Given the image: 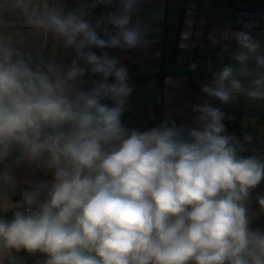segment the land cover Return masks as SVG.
Segmentation results:
<instances>
[{
  "label": "clouds",
  "instance_id": "clouds-1",
  "mask_svg": "<svg viewBox=\"0 0 264 264\" xmlns=\"http://www.w3.org/2000/svg\"><path fill=\"white\" fill-rule=\"evenodd\" d=\"M138 2L119 0L93 25L55 0H12L22 26L54 42L47 57L0 14V264H15L21 250L44 254L45 264H264V229L252 227L248 207L264 160L242 155L225 112L204 102L192 106L191 126L123 121L134 88L107 50L147 45L129 26ZM232 38L240 67L221 68L201 91L223 105L264 100V50L247 32ZM57 47L71 50L69 63ZM10 159L46 169L51 182L13 201ZM257 204L264 213V195Z\"/></svg>",
  "mask_w": 264,
  "mask_h": 264
},
{
  "label": "crops",
  "instance_id": "crops-1",
  "mask_svg": "<svg viewBox=\"0 0 264 264\" xmlns=\"http://www.w3.org/2000/svg\"><path fill=\"white\" fill-rule=\"evenodd\" d=\"M65 11L83 10L85 19L95 25L97 20L110 12L119 10V0L101 3L97 0H55ZM139 11L133 14L130 27H139L144 33L147 45L134 49H111L110 55L117 57L129 71V85L134 88L128 99V110L123 121L129 128L150 129L154 119L175 120L177 125L191 126L192 106L210 103L220 107L226 116L223 122L236 121L253 132L251 142L244 146L243 156L255 155L264 160V100H250L238 96L235 102L223 105L215 98L207 97L201 87L209 83L213 73L225 66L240 67L234 59L243 51L232 33L243 31L251 35L264 50V0H139ZM242 9L261 12L258 28H234L232 17ZM0 14L14 22L15 29L23 32L26 46L33 55L53 54V41L24 28L12 0H6ZM114 31L111 25H106ZM227 33V38L224 34ZM99 51V50H97ZM71 50L64 52L57 47L56 56L69 63L73 58ZM195 64L193 70L191 65ZM250 67L254 64L250 61ZM86 80L101 79L86 76ZM111 79V78H110ZM247 83V81H242ZM87 86V85H86ZM110 103V102H108ZM17 181L12 200L20 202L22 192L35 187L40 182H51L52 175L46 169L28 165H16L10 159ZM264 195V181L253 189L248 207L250 215L264 214L260 211L257 198ZM10 210L7 219L12 218ZM264 229V226H262ZM15 264H45L46 256L39 252L29 254L23 250L16 253ZM5 264H8L6 261Z\"/></svg>",
  "mask_w": 264,
  "mask_h": 264
},
{
  "label": "built area",
  "instance_id": "built-area-1",
  "mask_svg": "<svg viewBox=\"0 0 264 264\" xmlns=\"http://www.w3.org/2000/svg\"><path fill=\"white\" fill-rule=\"evenodd\" d=\"M260 16L261 12L257 10L242 9L232 17V25L234 28H258L260 25ZM161 120L154 119L150 122L149 127L157 126ZM126 124V122H124ZM226 125V131L228 134L233 135L237 140L241 142L243 147L246 145L244 141V136L250 135L253 136V132L247 128L241 126L240 123L230 120L223 122Z\"/></svg>",
  "mask_w": 264,
  "mask_h": 264
},
{
  "label": "trees",
  "instance_id": "trees-1",
  "mask_svg": "<svg viewBox=\"0 0 264 264\" xmlns=\"http://www.w3.org/2000/svg\"><path fill=\"white\" fill-rule=\"evenodd\" d=\"M253 226L262 228L264 226V214H257Z\"/></svg>",
  "mask_w": 264,
  "mask_h": 264
}]
</instances>
